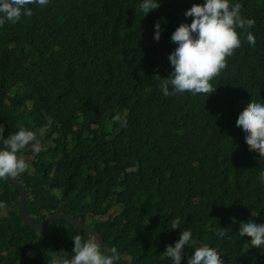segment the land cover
<instances>
[{
    "label": "trees",
    "instance_id": "trees-1",
    "mask_svg": "<svg viewBox=\"0 0 264 264\" xmlns=\"http://www.w3.org/2000/svg\"><path fill=\"white\" fill-rule=\"evenodd\" d=\"M142 2L50 0L0 27V127L5 138L20 126L36 131L46 147L18 153L29 163L18 178L25 211L37 221L61 212L92 226L118 250L115 264H172L162 253L184 230L192 240L181 264L205 244L224 264H264V249L238 233L241 222L264 223L257 179L264 159L236 126L251 100L264 104V0H232L255 21L248 29L255 44L244 40L228 58L210 81L216 91L168 97L154 76L173 71L171 35L204 0H157L147 14ZM117 112L127 127L113 122ZM17 199L0 180V264H51L57 253L71 259L72 238L89 237L63 220L35 231L20 219ZM114 206L119 212L104 218Z\"/></svg>",
    "mask_w": 264,
    "mask_h": 264
},
{
    "label": "clouds",
    "instance_id": "clouds-1",
    "mask_svg": "<svg viewBox=\"0 0 264 264\" xmlns=\"http://www.w3.org/2000/svg\"><path fill=\"white\" fill-rule=\"evenodd\" d=\"M49 4L50 0H0V27L6 22L15 24L22 17L32 16L34 13L30 5L46 8ZM159 7L157 0H143L140 4L141 11L146 14ZM242 8L241 3H232V0H204L203 3L192 4L185 11L184 15L192 18L191 23H181L171 35V41L177 45L168 57L173 71L168 77L159 74L154 76L160 81L159 87L165 97L184 93L209 96L216 91L217 87H213L210 81L219 77L227 68L228 58L234 55L244 40L255 44L254 36L248 31L255 21L244 18L241 14ZM154 28V39L159 41L162 31L160 23L157 22ZM112 120L121 127H127L126 117L119 112ZM52 123L53 118L49 116L47 125ZM236 126L242 128L249 151H255L264 159V104L251 100L239 113ZM0 143V180L12 178L19 181V176L29 170L28 161L18 156L29 145L34 154L46 151V147L41 145L37 137V132L23 126L10 133L7 138L4 136V129L0 127ZM257 179L264 185V169L258 172ZM5 207L6 203L0 201V209ZM252 216L255 217V214L252 213ZM177 228L178 225L173 223L171 229ZM223 229L216 232L220 239L225 237ZM238 233L241 237L250 238L252 248L264 249V223L254 220L241 222ZM88 235L87 239L80 235L72 238L74 255L71 259H63L57 253L54 254L51 264H115L120 259L115 247L107 248L106 254V251H100L102 245L96 235ZM191 240V231H182L174 246L166 245L161 259L168 258L172 264H181L184 248ZM187 264H224V261L217 249L205 244L195 248L194 253L188 257Z\"/></svg>",
    "mask_w": 264,
    "mask_h": 264
},
{
    "label": "water",
    "instance_id": "water-1",
    "mask_svg": "<svg viewBox=\"0 0 264 264\" xmlns=\"http://www.w3.org/2000/svg\"><path fill=\"white\" fill-rule=\"evenodd\" d=\"M6 180L18 192L17 209H18V214L21 220L27 223V225L30 226L32 229H34L35 231H41L45 229L46 227H48L54 220H63L65 223L73 227L79 228L88 234L90 233L95 234L96 237L101 242V245H102L101 251L102 252L106 251V254H107V248H109V246L103 240L102 236L92 226L84 224L79 219H76L67 214H63L61 212H52L46 217L44 221H37L34 218H32L29 214L26 213L25 208H24L26 204V197H27V193H26L24 186L16 179L9 178Z\"/></svg>",
    "mask_w": 264,
    "mask_h": 264
},
{
    "label": "rangeland",
    "instance_id": "rangeland-1",
    "mask_svg": "<svg viewBox=\"0 0 264 264\" xmlns=\"http://www.w3.org/2000/svg\"><path fill=\"white\" fill-rule=\"evenodd\" d=\"M119 207L118 206H114L111 210H109L106 214H105V216H104V218H106L107 216H113V215H115L116 213H118L119 212ZM6 213V210H2L1 212H0V214L1 215H4ZM58 259V258H57ZM121 264H125V263H121Z\"/></svg>",
    "mask_w": 264,
    "mask_h": 264
}]
</instances>
